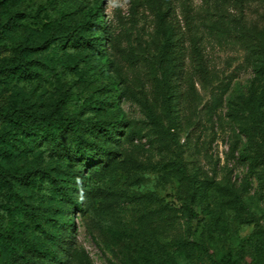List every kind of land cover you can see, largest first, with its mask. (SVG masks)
Instances as JSON below:
<instances>
[{
  "label": "rangeland",
  "instance_id": "rangeland-1",
  "mask_svg": "<svg viewBox=\"0 0 264 264\" xmlns=\"http://www.w3.org/2000/svg\"><path fill=\"white\" fill-rule=\"evenodd\" d=\"M59 23L86 25L87 41L28 49L37 77L0 76V104L79 118L103 168L82 173L74 133L56 129L51 145L27 118L38 139L0 155L12 182L0 227L16 237L0 241V264H21L25 239L57 252L72 216L69 264L263 262L264 73L252 41L264 0H0V68ZM0 130L16 127L0 118ZM60 180L80 188L83 210L62 199Z\"/></svg>",
  "mask_w": 264,
  "mask_h": 264
},
{
  "label": "trees",
  "instance_id": "trees-1",
  "mask_svg": "<svg viewBox=\"0 0 264 264\" xmlns=\"http://www.w3.org/2000/svg\"><path fill=\"white\" fill-rule=\"evenodd\" d=\"M17 23L18 20L16 17L9 18V27L15 26ZM97 26L100 28L103 27L100 24ZM85 30L86 25L84 24H79L77 27L71 28L65 23H59L52 29L51 35L46 42H31L26 46L16 49L13 57H8L5 65L0 68V76L5 78V80L12 79L13 77H18L24 80L36 78L37 72L33 67V61L27 58L25 55L28 49L42 48L52 41L57 47H67L69 44L79 43L81 41L84 42L87 41L85 37ZM252 42L253 46L257 48V50L254 49V52L257 51L258 53V51H260V54L263 57V60L258 65L257 70L260 73H264V26L261 27L259 35L254 37ZM105 43H107V41H105ZM1 51L2 47H0V53ZM30 117L37 118L38 121L42 122L39 125L41 127L43 126V129L45 130V141L51 145L60 141L59 135H57L55 132L56 129H66L74 133L80 142L77 148L72 152L71 157L80 163L82 173L85 171V169H91V167L96 168V172L103 168L100 164L102 163L103 159H105V151L103 149H96L94 152H91L84 146V143L82 142V122L79 118H69L65 114L59 113L57 111L45 113L43 116L29 112L24 114L23 111H20L18 115L10 114L8 109L2 104H0V118L9 119L12 125L14 123L16 130H0V155H12L15 150L21 146V143L25 141V136L33 138L34 140L38 139V131H41L42 129L41 127H38V129L35 130L29 126L27 124V118ZM110 136L112 137V135ZM70 152L71 151L69 150L68 153ZM39 171L41 170H34L32 173L37 174ZM7 172L8 170H6V167L0 164V190L12 186V182L4 177L5 175L7 176ZM20 179L30 181L31 175L26 174L25 178L22 176ZM55 186L60 191L61 197L64 201H68L73 204L74 209L83 210L79 199L80 188L77 185L71 186L69 184H64L63 181L60 180L55 181ZM73 190H76V193H74ZM71 214L72 210L68 211L66 216ZM12 224L15 225L17 230L21 231L23 223H16L12 221ZM74 226L75 218L72 216L68 222L64 223L62 231L57 235V252H55L50 247L41 246L35 241L25 239L27 242V251H24L20 254L22 261L21 264H51L50 261H54V264H69V257L74 256L76 252L75 239L69 230V228H74ZM15 239L16 237L13 234H5L0 227L1 242L12 245ZM20 239L24 240L21 235ZM256 264H264V261H257Z\"/></svg>",
  "mask_w": 264,
  "mask_h": 264
}]
</instances>
